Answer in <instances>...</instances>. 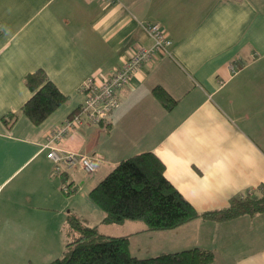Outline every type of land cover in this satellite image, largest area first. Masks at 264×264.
Wrapping results in <instances>:
<instances>
[{
  "label": "crops",
  "instance_id": "0c3cea01",
  "mask_svg": "<svg viewBox=\"0 0 264 264\" xmlns=\"http://www.w3.org/2000/svg\"><path fill=\"white\" fill-rule=\"evenodd\" d=\"M149 23L170 38L169 54L118 89L105 125L77 127L61 142L96 157L94 173L54 176L45 137L80 107L85 79L108 76L150 46ZM37 70L66 100L34 125L21 107L31 96L24 77ZM156 87L176 101L171 109ZM142 152L162 161L165 178L198 212L264 188V0H0V264H31L44 225L65 227L70 212L103 226L88 192ZM75 183L88 189L78 207L63 189ZM126 235L139 258L199 247L213 251L211 264H264V212L166 231L138 223L111 236Z\"/></svg>",
  "mask_w": 264,
  "mask_h": 264
},
{
  "label": "trees",
  "instance_id": "16d2710c",
  "mask_svg": "<svg viewBox=\"0 0 264 264\" xmlns=\"http://www.w3.org/2000/svg\"><path fill=\"white\" fill-rule=\"evenodd\" d=\"M24 84L31 96L21 113L34 125L45 121L66 100L42 70L27 74ZM153 94L165 109L176 103L160 87ZM88 199L101 213L100 223L133 221L152 232L173 230L194 219L223 222L264 212L263 187L233 197L225 208L196 211L165 178L164 165L152 152L120 160L88 192ZM64 230L63 252L47 264H211L214 260L212 250L199 247L139 258L130 253L127 235H104L73 212L67 214Z\"/></svg>",
  "mask_w": 264,
  "mask_h": 264
},
{
  "label": "built area",
  "instance_id": "2783aa9c",
  "mask_svg": "<svg viewBox=\"0 0 264 264\" xmlns=\"http://www.w3.org/2000/svg\"><path fill=\"white\" fill-rule=\"evenodd\" d=\"M145 32L151 40L150 46L138 47L120 69L108 76L100 78L92 75L85 79L78 89L83 95L80 107L45 137L42 149L46 151V158L52 162L54 176L73 169H80L86 175L93 174L97 158L64 150L60 147L61 142L77 127L105 125L118 104V89L128 82L139 67L151 61L156 55L169 54L171 40L159 24H147ZM63 189L67 193L70 192L66 184Z\"/></svg>",
  "mask_w": 264,
  "mask_h": 264
},
{
  "label": "rangeland",
  "instance_id": "374dc122",
  "mask_svg": "<svg viewBox=\"0 0 264 264\" xmlns=\"http://www.w3.org/2000/svg\"><path fill=\"white\" fill-rule=\"evenodd\" d=\"M71 185L66 184V187L71 190L69 192L70 194H66V197H77V199L75 200V207L84 205L82 202V196L87 197L88 189H86V185L84 184L85 186L82 187L83 189L81 188V183H75V186ZM79 186L81 189H79ZM87 216L89 217L91 223L96 222L94 214L89 215L87 212ZM98 224L103 225L97 227L100 233L104 235L109 234L111 236L116 234H126L129 228L137 227L138 222L134 223L133 221H125L121 224ZM41 237L42 242L39 245L37 244V242L33 245L34 250L38 251L36 252V254H34L35 257L33 261H30L31 264H47L48 262H51L55 258L59 257L63 252L64 244L67 238L64 227H62V225L59 223H56V225L54 226L44 225V227L42 228ZM41 258H45V260H42Z\"/></svg>",
  "mask_w": 264,
  "mask_h": 264
},
{
  "label": "bare ground",
  "instance_id": "6f19581e",
  "mask_svg": "<svg viewBox=\"0 0 264 264\" xmlns=\"http://www.w3.org/2000/svg\"><path fill=\"white\" fill-rule=\"evenodd\" d=\"M94 173V172H93ZM75 186V185H74ZM64 193V192H63ZM98 218V217H97Z\"/></svg>",
  "mask_w": 264,
  "mask_h": 264
}]
</instances>
